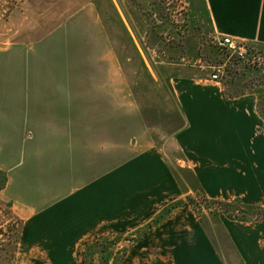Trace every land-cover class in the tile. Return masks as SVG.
<instances>
[{
	"label": "crops",
	"instance_id": "obj_1",
	"mask_svg": "<svg viewBox=\"0 0 264 264\" xmlns=\"http://www.w3.org/2000/svg\"><path fill=\"white\" fill-rule=\"evenodd\" d=\"M199 1L217 38L264 54V0ZM97 38L98 47L77 48L74 58L56 32L0 41V194L24 218L35 215L21 225L22 250L31 224L43 219L65 250L84 222L114 215L116 200L150 206L199 195L249 213L264 208V91L235 94L191 69L132 89L121 67L129 59ZM116 188H131L133 199H116ZM178 209L153 234L155 244L180 253L164 264H226L218 235L242 259L238 239L248 223L206 216L196 224L189 209Z\"/></svg>",
	"mask_w": 264,
	"mask_h": 264
},
{
	"label": "rangeland",
	"instance_id": "obj_2",
	"mask_svg": "<svg viewBox=\"0 0 264 264\" xmlns=\"http://www.w3.org/2000/svg\"><path fill=\"white\" fill-rule=\"evenodd\" d=\"M48 32L67 38L70 42L67 52L72 57L77 48L86 47L90 51L91 47L100 45L97 37H107L116 57L121 62L129 59L121 67L132 89L137 83L167 84L168 78L180 74L181 69L209 75L211 67L224 63L225 75L220 82L224 87L235 89V94L264 91L263 52L255 47L259 65L241 63L221 53L216 44L218 38L212 33L199 0H0V41L10 40L11 36L35 40ZM92 37L93 44L79 43L78 46L80 39L89 41ZM73 62L68 59V66L73 67ZM2 185L0 175V192ZM131 190L124 193L116 188V199L122 194L126 199H133L130 195L135 193H130ZM180 207L193 213L196 224L206 216L248 223V226L242 225L238 239L244 248L242 259L237 252L230 251L229 237L220 235V244L226 243L228 251L216 254L225 258L226 264H264V208L252 211L255 215H247L248 219L240 221L232 215L242 218L244 215L240 213H249L243 205L236 203L227 211L199 195L150 206L116 200L114 215L100 212L97 218L84 222L80 235L65 250L58 249L62 235L48 234V219L31 224L28 251H23L21 225L24 229L35 215L24 218L19 207L7 203L2 194L0 264H59L68 260L72 264H164L180 253L169 251L171 246L164 243L155 244L153 234L158 225H168ZM24 256H28L29 262Z\"/></svg>",
	"mask_w": 264,
	"mask_h": 264
},
{
	"label": "built area",
	"instance_id": "obj_3",
	"mask_svg": "<svg viewBox=\"0 0 264 264\" xmlns=\"http://www.w3.org/2000/svg\"><path fill=\"white\" fill-rule=\"evenodd\" d=\"M218 50L227 55L229 58L244 63H252L259 65L260 57L255 51L253 45H249L242 41H237L229 36L218 37L217 41ZM250 60V61H249ZM225 64H218L211 67V73L209 74V80L212 82L220 83L225 75Z\"/></svg>",
	"mask_w": 264,
	"mask_h": 264
},
{
	"label": "trees",
	"instance_id": "obj_4",
	"mask_svg": "<svg viewBox=\"0 0 264 264\" xmlns=\"http://www.w3.org/2000/svg\"><path fill=\"white\" fill-rule=\"evenodd\" d=\"M259 114L262 118H264V98L260 101V105H259ZM213 203H216V205L218 206H221V207H224L227 211L230 210L231 211V208L232 206H234V204L238 203V202H232V203H222V202H215L213 201ZM224 209V210H225ZM255 210H258V209H255ZM254 210V211H255ZM244 216H242V218H239L234 215H232V218L236 219V220H240V221H245V219H248V216L247 215H255L254 213H246V212H242L240 213ZM238 218V219H237ZM264 219V218H263Z\"/></svg>",
	"mask_w": 264,
	"mask_h": 264
}]
</instances>
